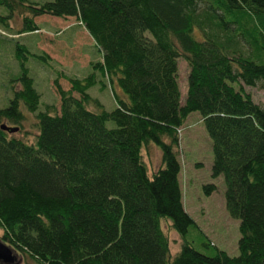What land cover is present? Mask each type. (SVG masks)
Instances as JSON below:
<instances>
[{
    "label": "trees",
    "instance_id": "obj_1",
    "mask_svg": "<svg viewBox=\"0 0 264 264\" xmlns=\"http://www.w3.org/2000/svg\"><path fill=\"white\" fill-rule=\"evenodd\" d=\"M0 7L5 25L19 10L17 36L38 33L41 15L74 17L100 54L90 74L68 78V89L54 80L58 110L38 111L24 61L49 57L15 45L20 71L0 125L20 130L22 106L35 114L37 133L28 144L0 129V241L17 253L12 264H264V102L242 88H264V0H0ZM180 57L188 68L182 101ZM103 79L110 111L87 93ZM191 112L210 140L225 210L238 221L235 256L204 235L201 245L214 252L202 253L186 237L196 224L182 206L176 149ZM149 143L161 160L152 174L141 154ZM162 220L180 237L174 255Z\"/></svg>",
    "mask_w": 264,
    "mask_h": 264
},
{
    "label": "rangeland",
    "instance_id": "obj_2",
    "mask_svg": "<svg viewBox=\"0 0 264 264\" xmlns=\"http://www.w3.org/2000/svg\"><path fill=\"white\" fill-rule=\"evenodd\" d=\"M7 14L8 11L0 7V16L4 17ZM7 22L5 25L0 20V108L7 106L12 97V81L19 75V63L15 58V45L18 43L23 44L26 50L33 54L39 56L46 54L49 57L47 60H42L33 55L28 56L24 66L36 84L34 86L36 91L40 94L38 111L44 110L45 105H52L55 110H58L59 98L54 80L61 89L66 90L69 88L68 78L82 79L90 74L92 71L90 63L100 59L93 40L74 17L59 18L41 15L35 18V22L40 27L38 33L26 36L13 35V31L18 30L20 26L19 10L16 9ZM196 34L194 32L193 36L199 39ZM187 72L188 68L184 59L178 58L177 82L181 101L186 91ZM98 80H100L99 77ZM103 82L104 86L99 85V81L89 87L87 93L90 97L97 99L105 110L110 111L115 107V103L106 79H103ZM242 88L254 103L263 104L264 88L260 82L253 87L242 85ZM113 89L120 94L115 85ZM20 109L24 113V120L20 124V130L12 135L30 144L33 143L37 133L35 114L27 113L22 106ZM89 109L93 110V106H89ZM105 125L110 128L114 124L108 121ZM177 135L176 150L180 165L178 183L181 202L184 210L196 224V229L189 228L186 237L192 242L193 247L202 253L211 255L214 252V248L206 249L201 245L202 235H204V239H207L211 245L230 256H235L239 237L238 221L231 218L225 210L222 177L220 175L211 177V143L200 115L197 112L188 114ZM141 154L148 174H152L160 167V151L155 145L150 143L145 145ZM206 185H214V190L205 194L202 188ZM160 226L167 237L169 252L174 255L179 248L180 237L170 228L167 220H162ZM26 264L36 263L28 259Z\"/></svg>",
    "mask_w": 264,
    "mask_h": 264
},
{
    "label": "water",
    "instance_id": "obj_3",
    "mask_svg": "<svg viewBox=\"0 0 264 264\" xmlns=\"http://www.w3.org/2000/svg\"><path fill=\"white\" fill-rule=\"evenodd\" d=\"M0 129L7 131L9 133L16 132L18 130L17 127H9L5 124L0 125ZM20 259L17 256L15 250L10 249L5 244L0 241V264H12L19 263Z\"/></svg>",
    "mask_w": 264,
    "mask_h": 264
}]
</instances>
